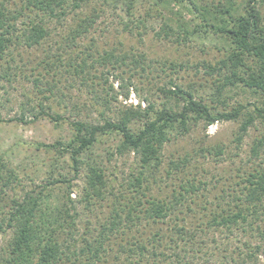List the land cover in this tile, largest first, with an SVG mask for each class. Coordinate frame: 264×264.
<instances>
[{
  "label": "rangeland",
  "instance_id": "1",
  "mask_svg": "<svg viewBox=\"0 0 264 264\" xmlns=\"http://www.w3.org/2000/svg\"><path fill=\"white\" fill-rule=\"evenodd\" d=\"M4 1L6 0H0V3ZM10 3L11 8L21 9L24 6V0H11ZM257 3L264 12V0H258ZM178 8L172 6L164 14L178 19ZM148 9L150 6L146 4L141 10V14L147 19L146 26L134 27L132 32L124 31L123 5L116 7L107 0H91L89 4L83 3L76 10L70 6L60 19L45 17L51 35L39 46L22 49L21 56L16 53L15 63L11 62L15 69L11 71L10 78L0 76V158L15 170L19 178L13 184L14 188L7 190L8 196L0 205L7 209L15 196L22 198L25 193L39 191L55 180L68 179V184L51 186L54 194L50 202L55 207L59 201H73L75 210L72 209V213L76 223L72 237H77L78 255L84 254L80 251L85 243L84 237L93 241L101 231L104 232L105 227L110 228L112 219L116 220L113 210L117 201L114 196L107 195L104 199L90 202L86 194L87 168H82L76 174L71 169L69 156L63 157L59 151H48L42 146L67 142L71 137V129L68 122L57 123L48 117L32 121L31 110L37 113L35 108L43 97L34 86L37 76L42 74L49 80L53 79V75L57 76L55 79L61 96L53 102L43 100V103L47 111H55L65 117L80 116L97 120L104 111L105 116L111 118L117 116L118 112L137 105L146 97L154 101L156 107H161L170 96L161 89H174L173 83L185 89L192 84L198 89L199 96L208 99L213 107L222 111H231L241 104L261 102L259 96L236 87L228 89L225 95L212 103L217 94L218 76L210 75L204 66L216 64L224 58L226 45L219 37L211 34L195 35L186 42L176 37L167 39L162 30L166 19L156 12L147 14ZM89 16H93L96 21L94 26L86 35L69 42V33ZM31 17L36 19V12ZM40 17L43 18V15ZM19 21L21 26L29 18L25 16ZM172 24L177 27L176 23ZM160 33L162 37L159 36ZM111 54L115 55L113 59H109ZM78 56L86 57L89 65H95L90 76L82 74L80 68L77 71V65L81 62ZM72 62L74 66L70 67ZM139 62L144 64L145 71ZM93 100L97 103L95 107ZM49 106L52 110L48 109ZM146 106L147 103L144 102L143 107ZM249 109L252 110L253 107ZM24 114L28 123L19 120ZM243 117L245 114L240 120L217 122L211 126L201 122L187 136L174 139L166 146L164 166L160 173L155 174L158 183H154L153 178L150 179L152 192L159 197L167 196L174 182L177 183V180L165 178V168L170 158L180 157L188 151L197 152L193 153V159H198L196 164L199 170H191L198 172V177L208 184V190H202L208 194L204 201L206 207L192 204V210L188 209L181 214L182 221L179 222L191 227L193 235L186 240L180 239L178 245L171 243L172 246L169 245L170 240L164 238L156 254V249H151L145 256H141L133 245L136 243L135 238L140 236L136 231L141 232L147 219L138 214L143 219H136V226L126 220L123 221L124 225L121 224L120 231L108 232L111 238H105L106 242L101 248V261L96 259V264H264L263 237L254 236L251 230L244 233L242 230H227L224 226H212L207 224L209 218H206L211 210L222 211L232 205L228 204L229 198L225 200L222 195L224 191L228 190L229 193L232 190L238 180L236 175L239 168L248 169L251 161L264 162L263 150L259 159L252 157L251 151L252 146L263 135L264 125L260 120L256 121L240 140ZM118 140L119 137L115 135L104 137L90 153L92 159L103 163L108 176L111 174L117 177L115 193L125 184L130 167L136 164L133 153H117ZM215 148H219L221 152L209 154L201 151ZM161 226L167 233L169 224ZM149 231L151 229L147 233ZM134 235L135 238L132 237ZM10 237V233L0 236V251ZM72 237L63 236L62 241L72 243ZM259 245L260 249L257 248ZM90 255L91 253L86 254L81 260L85 261Z\"/></svg>",
  "mask_w": 264,
  "mask_h": 264
},
{
  "label": "trees",
  "instance_id": "2",
  "mask_svg": "<svg viewBox=\"0 0 264 264\" xmlns=\"http://www.w3.org/2000/svg\"><path fill=\"white\" fill-rule=\"evenodd\" d=\"M90 1L24 0V6L21 9L11 8V0L1 2L0 72L4 71V74L0 73V76L10 78L11 71L15 69L11 62L15 63L16 53L21 56L22 49L39 46L51 35L45 17L60 19L70 6L76 10L81 8L83 3L89 4ZM257 1L107 0L109 3H114L116 7L119 4L123 5L125 16L122 24L125 32H132L134 27L146 26L147 19L141 14V10L149 4L150 9L147 10V14L156 12L166 19L162 30L167 39L176 37L186 42L195 35L201 34L219 37L226 45L225 57L216 64L204 66L210 75L218 76L217 94L212 99V103L225 95L228 89L236 87H242L259 96L261 102L252 105L241 104L231 111H222L213 107L208 99L199 96L198 89L192 84L185 89L173 83L174 89L168 91L161 89L165 94L170 95L168 97L170 101H165L161 107H156L155 102L146 97L137 105H132L130 109L122 110L117 116L111 118H107L104 111L100 113L97 120L80 116L65 117L55 111H47L43 103V100L53 102L61 96V90L55 79L57 76L53 75V79L49 80L40 74L35 78L34 86L43 97L35 108L37 113L31 110L32 121L48 117L57 123L68 122L71 129V137L67 142L42 144V146L48 151H59L63 157L69 156L71 169L76 174L86 167L88 170L86 194L90 202L95 199H104L107 195L114 196L117 201L113 210L116 220L112 219L110 228L105 227L104 232L101 231L93 241L84 237L85 243L80 250L84 254L78 255L77 237H72L76 219L72 213L74 206L70 194L68 203L64 200L59 201L58 205L53 207L50 202L54 194L51 186H61L70 181L66 178L55 180L39 191L25 193L22 198L15 196L7 209L0 205V236L7 233L11 236L6 246L0 251V264H96V259L101 261V248L106 242L105 238H111L108 232L120 231L124 225L123 221L126 220L133 222L136 226L135 223L140 219L138 214L147 219V224L142 227L141 232L136 231L140 236L136 238L135 235L132 236L136 242L133 247H137L135 249H138L141 256L150 252L151 249H156L154 251L156 254L164 238L169 239V245L172 246L171 243L178 245L180 239L186 240L188 236L193 235L191 227L180 224V216L188 209L192 210V204L206 207L204 201L207 200L208 194L203 193L202 190H208V184L198 177V172L191 170V168L199 170L196 164L198 159L195 161L193 159V153L197 154V152L188 151L180 157L170 158L165 168V178L177 180V183L170 185L171 189L167 196L155 195L149 185L150 179L153 178V182L158 183L155 174L160 173L166 161V146L174 139L190 134L201 122L211 126L217 122L240 120L245 114L240 126V140L256 124V121L260 120L264 125V12ZM172 6L179 7L176 14H180L181 19L164 14L165 11L169 12ZM34 12H36V19L31 17ZM41 15L43 18L40 17ZM25 16L29 18V21H25L20 26L19 20ZM95 22L93 16L84 18L80 25L69 33V42L86 35ZM172 23H176L177 27ZM159 36L162 37L161 33ZM109 56H111L109 59H113L115 55ZM77 58L81 59L77 65V71L80 68L82 74L90 76L91 69L95 65H89L86 57L78 56ZM123 62L126 64L125 59ZM70 64H72L70 67L74 66L73 62ZM139 64L142 63L139 62ZM119 67L121 68V65ZM141 68L144 71L146 69L144 64ZM173 101L175 103H172ZM93 102L95 107L97 103L95 100ZM144 102L147 103L146 107H143ZM250 107L253 109L250 110ZM48 109L52 110V107L49 106ZM19 120L22 123H28L25 114ZM112 135L119 137L116 145L118 154L133 153L136 158V164L130 167L125 184L117 189L118 193L114 192L117 188L115 185L117 177L111 174L108 176L103 163L90 156L97 143L104 137ZM262 150L264 151V133L251 148L252 157L259 159ZM201 151L209 154L221 152L219 148L201 149ZM251 162L248 169H238L236 175L238 180L232 190L230 189L229 193L228 190L223 192V198L225 200L229 198L228 204L232 205L222 211L211 210L206 217L209 218L207 224L224 226L231 231L242 230L244 233L251 230L254 236L264 238V162ZM18 179L15 170L0 158V180L2 181L0 202L8 196L7 190L14 188L13 184ZM165 224H169L167 233L161 226ZM153 228L156 230L153 231ZM149 229L151 231L147 233ZM68 235H71V240L74 242L62 241V237ZM257 248L260 249V245ZM89 253H91L90 257L82 261L81 258Z\"/></svg>",
  "mask_w": 264,
  "mask_h": 264
}]
</instances>
